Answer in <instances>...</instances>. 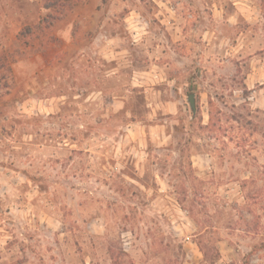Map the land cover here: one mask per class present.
Masks as SVG:
<instances>
[{
    "label": "clouds",
    "instance_id": "1",
    "mask_svg": "<svg viewBox=\"0 0 264 264\" xmlns=\"http://www.w3.org/2000/svg\"><path fill=\"white\" fill-rule=\"evenodd\" d=\"M0 264H264V0H0Z\"/></svg>",
    "mask_w": 264,
    "mask_h": 264
}]
</instances>
